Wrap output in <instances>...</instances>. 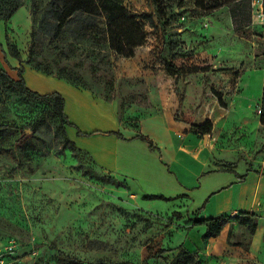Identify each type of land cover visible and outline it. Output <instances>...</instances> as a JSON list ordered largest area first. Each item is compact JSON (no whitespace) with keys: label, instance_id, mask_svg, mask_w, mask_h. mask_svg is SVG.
<instances>
[{"label":"rangeland","instance_id":"1","mask_svg":"<svg viewBox=\"0 0 264 264\" xmlns=\"http://www.w3.org/2000/svg\"><path fill=\"white\" fill-rule=\"evenodd\" d=\"M66 2L37 0L34 8L32 0H0V18L17 7L0 20V70L18 80L14 69L22 68L23 79L32 71L86 91L124 128L138 130L154 114L193 134L210 122L218 171L258 175L244 210L256 216V229L230 222L203 241L202 228L192 226L200 196L166 177L159 152L140 141L116 148L101 137L81 138L79 149L49 102L3 83L0 124L15 127L0 135V249L13 245L5 264H64L65 257L71 264H173L181 249L198 264H264L262 0L215 10H206L210 0L204 9L194 0H161V22L152 0H92L91 13H75L55 36ZM230 124L241 135L232 142ZM22 131L28 137L20 144ZM90 149L97 156L110 149L124 169L104 170Z\"/></svg>","mask_w":264,"mask_h":264},{"label":"crops","instance_id":"2","mask_svg":"<svg viewBox=\"0 0 264 264\" xmlns=\"http://www.w3.org/2000/svg\"><path fill=\"white\" fill-rule=\"evenodd\" d=\"M4 28V23L0 21V46L4 40ZM24 76V80L32 91H38L42 95L57 92L63 97L64 113L73 125V127H70L71 140L76 147H78L80 139L83 138L77 136L78 131L90 135L88 137L95 140L100 137L105 138V142L116 148L126 144L132 145V143L139 141L135 139L137 135H143L151 140L159 150L162 166L168 171L166 177L171 182L174 181L180 191L198 194L200 196L199 201H202L200 206L207 200L201 212V217L208 218L219 215L232 217L237 212H246L244 210L251 204L255 194L254 184L258 181V175L252 171L242 173L235 171L239 175H245L244 180L239 182L233 173L218 171L219 163L213 158L210 148L212 141L209 134L198 136L190 132H184L178 125L168 123L164 117L157 114L142 117L138 124V130L124 128L114 120L115 115L112 119L114 123H111L110 116L114 113L113 109V113H111V108L107 103L92 98L88 92L79 90L62 80L32 71L25 72ZM30 81H33V83L38 81L42 84V87H34V84H31ZM260 87H264V81H261ZM261 93L262 89L260 98ZM257 126H261V124L257 123ZM229 127L231 131L228 138H232L230 139L232 142L241 135L231 124ZM126 130L131 131L126 133ZM99 133H120L123 140L114 135H100ZM145 145L147 144L145 143ZM90 150L91 152H87L104 170L112 172L124 169L125 166L118 162L116 154L112 155L110 153V149H108V152L104 150L103 156H97V150L95 149ZM148 151L154 152L149 149ZM262 180H264V177H261ZM202 230L204 231L203 228Z\"/></svg>","mask_w":264,"mask_h":264},{"label":"trees","instance_id":"3","mask_svg":"<svg viewBox=\"0 0 264 264\" xmlns=\"http://www.w3.org/2000/svg\"><path fill=\"white\" fill-rule=\"evenodd\" d=\"M66 1L67 2L63 5V9L61 10V12H59L60 14L58 15V26L56 29L55 36L59 34V31L64 26L65 21L69 17L73 16L75 13L77 12L91 13L90 8H92L91 6L92 0H66ZM194 1H195L194 5L197 9H204L203 0H194ZM237 1L238 0H210V5L209 7H206V10L207 9L215 10L221 7H227ZM54 2H56V0H53V3ZM152 4L154 6V12H155L156 19L161 22L162 17L165 14L166 7L161 3V0H152ZM32 6L34 8L37 7V0H32ZM16 10H17V7L15 6L11 7L7 15L4 17H1L0 20L5 21L9 19ZM262 14H264V0H262ZM143 18H146L152 21L150 16H144ZM6 39H7V36H6ZM12 57L15 59L19 58V53L16 49H12ZM164 65H165V68L168 70H170V68H173L174 72L177 71L172 64L165 63ZM14 70L16 72L18 80H14L5 71L0 70V85L3 83H7L11 86H16L20 90H22L24 93H26L27 95L31 97H34L35 99L49 102L52 108L51 115L57 117L63 126L73 127V125L69 122L67 116L64 113V99L59 93L53 92V93L42 95V94L32 91L25 85L24 79L22 77L23 75L22 68H18V69L15 68ZM260 122H261L260 124L264 126V87H262L261 100H260ZM9 128H15V127H13L12 125L0 124V135L4 134ZM195 130H196V134H198L199 136L207 135L211 132L212 125L210 122H206L203 125L195 127ZM99 134L100 135H114L118 139L123 140V137L120 133H99ZM77 136L88 137L90 135H86L78 131ZM27 137L28 135H26L22 131L21 136L18 139V143L21 144V142L27 139ZM135 139L146 143L150 151L159 152V150L154 145V143L151 140H149L147 137L143 135H137ZM71 148H75V145L72 142H71ZM226 172L233 173L239 182L244 180L245 175H239L233 170H227ZM108 180H112V182H115L114 179H108ZM147 199L148 200H161V201L169 200V199H165L162 196H150V197H147ZM206 203H207V200H205L202 203V205L199 207V209L197 210L198 217H195L192 221L193 227H201L204 229V233L202 234L203 241H207L209 239H214L218 237L223 227L230 222H237L241 225H247L250 228L251 232L255 231L256 216L252 213L250 214L247 212H239L237 215L232 216V217L225 216V215H219L216 217H208V218L201 217L200 216L201 212L203 211ZM63 262L64 264H71L72 260L69 259L68 257H65L63 259ZM173 264H198V262L187 251H185L184 249H181L179 253L177 254Z\"/></svg>","mask_w":264,"mask_h":264},{"label":"built area","instance_id":"4","mask_svg":"<svg viewBox=\"0 0 264 264\" xmlns=\"http://www.w3.org/2000/svg\"><path fill=\"white\" fill-rule=\"evenodd\" d=\"M13 252V245H6L0 249V264H5L4 254L10 255Z\"/></svg>","mask_w":264,"mask_h":264},{"label":"water","instance_id":"5","mask_svg":"<svg viewBox=\"0 0 264 264\" xmlns=\"http://www.w3.org/2000/svg\"><path fill=\"white\" fill-rule=\"evenodd\" d=\"M205 140H206V138H205Z\"/></svg>","mask_w":264,"mask_h":264}]
</instances>
